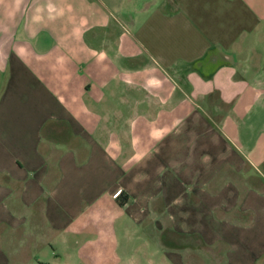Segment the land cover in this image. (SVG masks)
Returning a JSON list of instances; mask_svg holds the SVG:
<instances>
[{
	"label": "crops",
	"instance_id": "1",
	"mask_svg": "<svg viewBox=\"0 0 264 264\" xmlns=\"http://www.w3.org/2000/svg\"><path fill=\"white\" fill-rule=\"evenodd\" d=\"M0 264H264V0H0Z\"/></svg>",
	"mask_w": 264,
	"mask_h": 264
},
{
	"label": "built area",
	"instance_id": "2",
	"mask_svg": "<svg viewBox=\"0 0 264 264\" xmlns=\"http://www.w3.org/2000/svg\"><path fill=\"white\" fill-rule=\"evenodd\" d=\"M120 192H121V191H117V192L115 193V196H119V195H120Z\"/></svg>",
	"mask_w": 264,
	"mask_h": 264
},
{
	"label": "trees",
	"instance_id": "3",
	"mask_svg": "<svg viewBox=\"0 0 264 264\" xmlns=\"http://www.w3.org/2000/svg\"><path fill=\"white\" fill-rule=\"evenodd\" d=\"M123 203V202H122Z\"/></svg>",
	"mask_w": 264,
	"mask_h": 264
}]
</instances>
